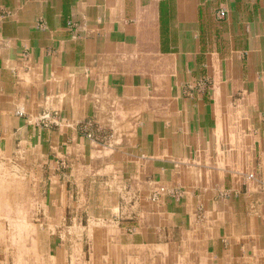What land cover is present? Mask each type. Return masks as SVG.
<instances>
[{"label": "crops", "instance_id": "1", "mask_svg": "<svg viewBox=\"0 0 264 264\" xmlns=\"http://www.w3.org/2000/svg\"><path fill=\"white\" fill-rule=\"evenodd\" d=\"M10 159L47 175L56 261L91 242L95 264H264V0H0L2 172ZM93 183L114 213L96 232L66 219ZM24 190L0 183V253L24 246Z\"/></svg>", "mask_w": 264, "mask_h": 264}, {"label": "rangeland", "instance_id": "2", "mask_svg": "<svg viewBox=\"0 0 264 264\" xmlns=\"http://www.w3.org/2000/svg\"><path fill=\"white\" fill-rule=\"evenodd\" d=\"M222 11L223 10L218 13L219 17ZM225 17L226 12L224 18ZM220 19L222 18L220 17ZM53 116H55L54 113L53 115H51V117ZM42 118L36 125L37 129L44 132L45 130H51L54 128V126L51 127L52 125H55L54 118L50 119L51 121L47 122L46 124L41 121ZM101 135L107 137L105 138V143H98L96 141L94 142L103 146L108 145L113 138V132L109 128L107 129V134ZM10 161H12L13 163L6 165L8 166V168L5 166L7 169L6 173L0 170V181H2L3 183H8L10 187L16 185L19 187L23 186V188H25L24 194L26 205L22 208L23 217H21L22 219H24L23 227L25 238L23 248H17L15 246V243H19L20 245L21 241H19V239H13L15 243H13L11 239L7 240V248H4L6 252L0 253V264H69V262L65 263V257L63 255H57L58 261H56L54 257L56 256V249L58 247V243H60V240L56 243L55 239L48 238L49 232L54 231V225H50L47 222L48 220L45 219L49 215V212L48 208L43 206V199H40L41 197L44 198L45 195L37 191V187L39 186V184H41L39 179H43V182H45V178L47 175H36L32 173L20 159H10ZM57 164L60 167L61 172H65L66 167L69 165L68 162L65 163L64 160L57 162ZM27 166L29 167L30 165L28 164ZM108 194L111 200V198L113 197L112 192L108 191ZM168 194L175 200L181 199L183 197V191L178 188H175ZM104 195H106V193L103 191V185H98L95 183L91 184L89 191V200L87 201V204L85 200L83 201V204L85 205H83L82 207L77 206L68 208V215L66 216V219H69L71 217H78L79 219H81V217L83 216L84 228L87 229L88 227V229L93 232L99 231V229H101L102 227L96 225V223H91L89 220L91 219L92 221V219L97 217L111 219L114 214L112 206H102V203L105 201ZM10 196L13 195L11 194ZM160 196L161 193L157 192L153 194L152 198L153 200H158ZM34 202H37L36 204L38 206H34ZM8 207L6 208V210H8ZM20 216L21 215H19V220L21 219ZM67 221L69 222V220ZM77 224L73 225V232L79 231L78 233H80V230H84V228H82V226L80 227V224ZM63 225L65 226V223ZM60 229H64V227H61ZM106 230L113 232L114 228L110 226L106 228ZM92 242H96V244H94L95 251H97V244H99V249L103 247L101 244V239L92 240ZM91 244V242L86 243V246L84 247L82 252L84 254L81 255L74 253V255L72 256V262H70V264H81V260H84L83 264H95L99 255H95L93 253L94 250L92 249Z\"/></svg>", "mask_w": 264, "mask_h": 264}, {"label": "built area", "instance_id": "3", "mask_svg": "<svg viewBox=\"0 0 264 264\" xmlns=\"http://www.w3.org/2000/svg\"><path fill=\"white\" fill-rule=\"evenodd\" d=\"M224 16H225V12L222 11L220 13V17L224 18ZM209 85H210L209 80L203 79L200 81V83H198L197 86H195V88H191V89L202 90L201 88L208 87ZM54 115L55 116L53 117H51V115L44 116L41 121L46 124L47 122L51 121L50 119L59 117L58 113H55ZM79 132L81 133L82 136L100 143H105V138H107L106 136L101 135V134L104 135L107 134V129L103 128L102 126L98 125L96 122L93 121H89L82 124L79 127Z\"/></svg>", "mask_w": 264, "mask_h": 264}]
</instances>
